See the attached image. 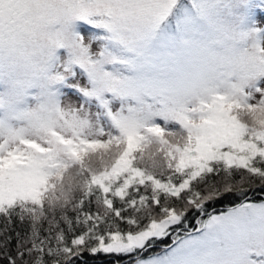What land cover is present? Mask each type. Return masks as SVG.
I'll use <instances>...</instances> for the list:
<instances>
[{
  "label": "snow or ice",
  "instance_id": "1",
  "mask_svg": "<svg viewBox=\"0 0 264 264\" xmlns=\"http://www.w3.org/2000/svg\"><path fill=\"white\" fill-rule=\"evenodd\" d=\"M0 264H264V0H0Z\"/></svg>",
  "mask_w": 264,
  "mask_h": 264
}]
</instances>
